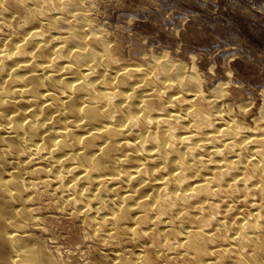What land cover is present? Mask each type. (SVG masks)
<instances>
[{
	"label": "clouds",
	"instance_id": "1",
	"mask_svg": "<svg viewBox=\"0 0 264 264\" xmlns=\"http://www.w3.org/2000/svg\"><path fill=\"white\" fill-rule=\"evenodd\" d=\"M110 3L111 0H0V22L3 23L0 33L4 28H9L10 37L23 36L21 30L30 25H38L41 17L49 31L68 32V36L64 38L65 45L68 46L65 56L73 62L69 67V73L77 78L82 77L81 85L74 90V94L86 93L89 101V106L83 112L72 107H69L68 112L74 119L77 117L85 119L88 127L101 121L113 122L111 128L105 127V137H91L84 143V150L94 148L97 139L109 138L111 143L101 158L110 157L126 147L114 143L117 137L126 135L123 126L128 124L130 131L138 129L140 143L138 147L133 146L134 154H144L147 157L150 153L146 149L153 146L157 149L156 159L163 163L161 172H169L170 169L175 171L177 167L180 169L179 176L170 177L165 185V194L161 197L157 210L162 216L176 214L181 225L191 223L200 231H194L190 235L184 233L188 235L184 244L179 243L180 233L175 229L166 234L152 233L147 237L153 242L151 255L141 244L145 238L135 232L131 236L126 231L107 235L103 233L101 226L100 235L91 237L85 235L84 238L95 241L97 253L105 235L110 247L133 243L145 252L138 264H204V258L210 254V245L217 246V250L212 253L217 257L216 264H225V261L231 264H264V224L261 223L264 216L252 212L249 205V200H255L257 196L264 200V138L249 139V134L253 130L249 122L256 125L257 132H264V128L261 127L264 125V86L247 85L241 96L238 91L241 83L233 81L230 72L227 73L229 79L226 82L217 75L215 62L203 57L198 59L199 52L185 53L169 46L160 51L151 50V45L146 47L145 41L134 39L130 33L125 36L122 33L111 32L104 19L106 7ZM29 4L33 7H28ZM10 13L16 17V27L5 20V16ZM51 13L59 15L53 19ZM65 25L67 27H63ZM36 35L43 33L33 34L32 38L34 39ZM2 40L3 36H0V41ZM73 49L75 51H72ZM0 51L4 53L3 59H0V71H3L4 63L9 57L7 50ZM124 56H127L128 62L135 66L128 67L124 62ZM85 68L86 73L83 71ZM122 68L127 70H121ZM50 84L59 88L62 81H51ZM145 89H150L151 92L145 93ZM128 92L131 94L126 95ZM177 94L179 98L172 102L171 106L187 115L188 128L182 123L185 115L177 116L169 112L170 101ZM189 94L197 97L192 112H188L184 106L183 97ZM208 97L212 99L209 100ZM140 101L145 103L141 104ZM153 112H162L164 118L159 120L153 118ZM60 114L65 113L61 110ZM218 116H221L222 121L223 116H227L232 123L224 133L214 136L212 143L215 145L227 139V147L219 155L227 159L239 149L238 159L228 170L220 174L216 181L201 184L193 191H184V185L191 178L189 173L194 177L206 167L196 155V151H203V146L197 149L194 141L206 139V130L215 128ZM189 129H194V132L187 136L179 135ZM78 143L79 139L71 141L72 145ZM250 144L257 145L255 155L261 158V163L243 164L244 176L238 182L242 187H237V183L234 182L230 187L223 186L213 190V183L223 185L225 177L231 176L235 181L241 171L242 162L254 158ZM182 149L189 150L181 151ZM70 161L76 168L86 167L89 173L104 171L95 157H85L83 153L73 155ZM113 163L118 164L119 161ZM67 176L68 173L65 172L61 180ZM17 185L14 197L19 198L23 186L18 181ZM168 185H176L172 194L167 192ZM177 189L180 190L178 195ZM205 200L231 202L237 207H234L226 221L221 223L216 219L220 215V209L215 204H209L205 210L203 207ZM74 203L73 201L72 205ZM196 203L202 205L199 209L201 217L206 211L207 219L190 217L189 213ZM241 207L248 209L243 214V219L247 222L235 225L227 222L240 212ZM181 212L182 218L178 215ZM217 226L218 231L214 230L211 235L204 231L206 228L216 229ZM12 227L17 225L13 223ZM161 238L163 243L160 242ZM19 239L12 238L10 245L4 227L0 225V264H33L37 256L46 252L43 245L38 249L21 250ZM222 244L229 246L223 247ZM53 250L56 255L51 256L50 264H65L63 253H67L68 249L64 248L63 252L55 248ZM157 253L159 260L155 258ZM169 253L175 255L170 256ZM92 258L95 264H105L102 256L93 254ZM121 264H134V261L121 257Z\"/></svg>",
	"mask_w": 264,
	"mask_h": 264
},
{
	"label": "bare ground",
	"instance_id": "2",
	"mask_svg": "<svg viewBox=\"0 0 264 264\" xmlns=\"http://www.w3.org/2000/svg\"><path fill=\"white\" fill-rule=\"evenodd\" d=\"M28 7H33V5L29 4ZM50 15L54 19L59 14L51 13ZM14 17L11 13L7 14L5 20L16 27V23L13 22ZM0 27H3L2 22H0ZM21 31L24 35L19 37H10L9 28H4L0 33V36H3V40L0 41V50H7L9 57L4 63V70L0 71V225L4 227L9 244L11 245L12 238L19 237L21 250L38 249L43 245L46 252L37 256L33 264H50L52 251L47 247L46 242L50 243L54 239L51 241L52 238L48 236L46 227L39 220V209L32 203L34 196L39 194L43 196L47 194L56 202L58 211L64 209L69 214H74L82 226L87 227L86 222H88L94 231L93 234L97 230L100 231L101 226H103L104 234L107 235L121 230V232L126 231L129 236L135 232L147 237L152 233L166 234L175 229L180 233L179 243L184 244L188 239V235L184 233L190 235L194 231H200L191 223L181 225L176 214L162 216L157 210L160 199L165 194V185L170 177L179 176L180 169L177 167L175 171L170 169L169 172H161L163 163L156 159L157 149L153 146H148L146 149L150 153L147 157L144 154H134L133 146L138 147L140 143L138 129L130 131L128 124H125L123 131L126 135L117 137L114 143L117 146L126 147L110 157L101 158L111 143L109 138L97 139L94 148L84 150V143L91 137H105V127L111 128L113 122L101 121L88 127L85 119L79 117L74 119L68 112L69 107L79 108L83 112L89 106L86 93L74 94V90L81 85L82 77L77 78L69 73V67L73 62L65 56L68 46L65 45L64 38L68 36V32L49 31L43 17L38 25H30ZM36 33H43V35H36L33 39V34ZM3 56L4 53L0 51V59H3ZM126 64L128 67L135 66L128 62ZM121 70H127V68ZM83 71L86 73L87 69ZM137 75L140 74L137 73ZM51 81H62V84L59 88L53 87L50 84ZM144 91L145 93L151 92L150 89ZM125 94L130 95L131 93ZM177 98L179 94L172 97L169 112L177 116L185 115L182 123L188 128L187 115L171 106ZM183 99L187 111L192 112L197 97L189 94ZM208 99L212 98L208 97ZM139 103L143 104L145 101ZM61 110L64 111V115L60 114ZM153 118L163 119L164 114L153 112ZM223 121L221 116H218L215 128L206 130V139L194 141L197 149L203 146V151L193 150L206 167L194 177L189 173L191 178L184 185V191H193L201 184L216 181L217 177L228 170L238 159L239 149L227 159L219 155L227 147V139L215 145L212 143L214 136L224 133L231 126L232 121L227 116H223ZM249 126L253 129L249 134L250 140L264 138V132H257L255 124ZM261 127L264 128V125ZM191 132H194V129H189L179 135L187 136ZM75 139H79L80 143L72 145L71 141ZM256 148L257 145L250 144V151L254 158L242 162L241 171L235 181L231 176L225 177L223 185L213 183V190L223 186L230 187L234 182L237 183V187H242L238 182L244 176L243 164L261 163V158L255 155ZM188 150L182 149L181 151ZM80 153H83L85 157H95L104 171L97 170L89 173L86 167L76 168L75 164L70 161V157ZM113 161H119V163H113ZM65 172L68 176L61 180ZM17 181L23 186V192L19 198L14 197L18 188ZM175 187L176 185H168V194H172ZM179 191L177 189V195ZM243 198L242 195L241 199ZM73 201L74 205H72ZM209 204H215L220 209V215L216 219L221 223L225 222L232 209L237 207L231 202L205 200L203 202L205 210L208 209ZM249 205L252 212L264 216V200H261L259 196L255 200H249ZM201 206L200 203L194 205L189 213L191 218L207 219L206 211L201 217L199 211ZM149 208L151 211H147ZM247 211V208L241 207L240 212L227 222L233 225L246 223L243 214ZM178 215L183 217L182 212ZM13 223L17 227H12ZM261 223L264 224V221ZM218 229L219 226L216 229L206 228L204 231L211 235L214 230L218 231ZM107 235L104 236L102 243L105 245L102 247L107 257L105 264H121V253L124 248L108 246ZM149 242L153 243L152 240ZM160 242H164L163 238ZM54 243L57 245V242ZM221 246L228 247L229 245L222 244ZM135 247L126 259H132L134 264H138L145 253L141 247ZM216 250V245L209 246L210 254L204 258V264H216L217 257L212 254ZM111 254L112 256H108ZM157 255L159 257L158 253ZM181 255H183L182 250ZM73 260L76 264H90L91 262L81 252L80 255L74 256ZM225 264H231V262L225 261Z\"/></svg>",
	"mask_w": 264,
	"mask_h": 264
},
{
	"label": "rangeland",
	"instance_id": "3",
	"mask_svg": "<svg viewBox=\"0 0 264 264\" xmlns=\"http://www.w3.org/2000/svg\"><path fill=\"white\" fill-rule=\"evenodd\" d=\"M104 19L111 32L125 36L130 33L134 39L145 41L146 47L151 45V50L160 51L169 46L185 53L199 52L198 59L203 57L215 62L217 75L226 82L230 72L231 79L241 83L238 89L241 96L247 85L264 86V0H111ZM13 22L16 23V17ZM123 59L128 62L127 56ZM249 125L253 124L249 122ZM32 203L39 209V220L46 227L51 241L54 239L46 242L52 251L51 256L56 255L54 248L61 252L67 248L68 252L63 253L66 264H76L73 258L80 252L91 260L90 264H95L92 257L97 254L96 243L84 236L100 235L101 230L93 234L88 222L84 227L74 214L64 209L58 211L56 202L47 194L34 196ZM143 237L141 243L151 255L153 243L150 244L147 236ZM123 245L116 247L124 248L121 257L126 259L136 247L133 243ZM102 246L105 245H99L98 255L103 257L105 249ZM106 258L104 255L105 263ZM155 258L159 260L157 254Z\"/></svg>",
	"mask_w": 264,
	"mask_h": 264
}]
</instances>
